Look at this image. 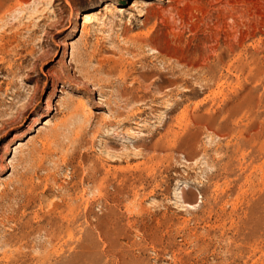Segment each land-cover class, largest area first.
<instances>
[{"label":"rangeland","instance_id":"obj_1","mask_svg":"<svg viewBox=\"0 0 264 264\" xmlns=\"http://www.w3.org/2000/svg\"><path fill=\"white\" fill-rule=\"evenodd\" d=\"M167 1L0 0V264H264V0Z\"/></svg>","mask_w":264,"mask_h":264},{"label":"bare ground","instance_id":"obj_2","mask_svg":"<svg viewBox=\"0 0 264 264\" xmlns=\"http://www.w3.org/2000/svg\"><path fill=\"white\" fill-rule=\"evenodd\" d=\"M101 2H103V1H105V0H100ZM169 1V0H168ZM167 1V2H168ZM176 1V0H175ZM191 1V0H190ZM211 3V2H210ZM221 5V4H220ZM171 6V5H170ZM175 9V8H174ZM96 14L97 13H95V11H92V9L91 10H88V11H85V12H83V13H81V15H80V21H81V34L83 35V36H86L87 34H88V31H87V28L85 27V26H83V24H85V23H88V22H90V21H93V20H98V18L96 17ZM179 16V15H178ZM163 17V16H162ZM186 20V19H185ZM185 22V21H184ZM180 25V24H179ZM130 38V37H129ZM136 39V38H135ZM1 50V49H0ZM178 56V55H177ZM72 57V56H71ZM175 60V59H174ZM118 61V60H117ZM183 63V62H182ZM186 68V67H185ZM192 70V69H191ZM200 70V69H199ZM177 71V70H176ZM137 80V79H136ZM80 85V84H79ZM152 87V86H151ZM144 88V87H143ZM166 88V87H165ZM169 88V87H168ZM146 90V89H145ZM155 90H157L158 92L161 90V88H160V86H157L156 87V89ZM80 101V100H79ZM81 102V101H80ZM49 105V104H48ZM184 108V107H183ZM130 112V111H129ZM154 115H156V114H154ZM111 116V115H110ZM175 116V115H174ZM186 117V116H185ZM85 118V117H84ZM87 118V117H86ZM172 118V117H171ZM181 120V119H180ZM179 120V121H180ZM48 119H47V117H45L44 118V121H40L39 123H42L43 125H46L47 123H48ZM184 121V120H183ZM175 122V121H174ZM173 122V123H174ZM177 122V121H176ZM36 123H38V122H36ZM136 123V122H135ZM186 123V121L184 122V124ZM191 123V122H190ZM178 124H180L179 122H178ZM139 126V125H138ZM174 126V125H173ZM165 127H167V126H165ZM182 128V127H181ZM184 128H186L185 127V125H184ZM183 128V129H184ZM96 130V129H95ZM169 132V131H168ZM122 133V132H121ZM180 133V132H179ZM183 133V132H182ZM177 134V133H176ZM162 135V134H161ZM176 137V136H175ZM187 137H190V135L189 136H187ZM163 140V139H162ZM170 142V141H169ZM186 142V141H185ZM194 142V141H193ZM18 145H21V143H19ZM151 145V144H150ZM171 145V144H170ZM192 145V144H191ZM156 147H158V145L157 144H154V145H152V147H151V149H153L152 151H158V150H160V149H158V150H156ZM150 148V147H149ZM161 149H162V146H161ZM178 150V149H177ZM163 151V150H162ZM174 151V150H173ZM154 154V153H153ZM159 155V154H158ZM151 156V155H150ZM163 156V155H162ZM146 157H148V156H146ZM159 158H160V156H159ZM163 160V159H162ZM1 161V160H0ZM153 161V160H152ZM151 162V161H150ZM0 167H4L2 164H0ZM92 170H93V172L91 173V175H90V178H92V181L93 182H95L96 180H95V176H94V173H97V168L95 167V168H92ZM99 173V172H98ZM9 175H11V174H9ZM100 175V174H99ZM27 178V177H26ZM28 178H29V176H28ZM28 180V179H27ZM43 182H44V180H43ZM42 182V183H43ZM103 182V181H102ZM26 183V182H25ZM46 183H47V181H46ZM96 184V183H95ZM6 186V185H8L7 184V182H3L2 181V179H1V177H0V186ZM42 185H44V184H42ZM98 186H100V183H98L97 184ZM97 185H96V187H97ZM1 186V187H2ZM3 187H2V190H3ZM99 189V188H98ZM6 190V189H5ZM1 192V191H0ZM26 193V192H25ZM178 193V192H177ZM76 197H77V195H76ZM62 198H64V197H62ZM77 199V198H76ZM61 200V199H60ZM63 200V203H62V201H61V203H53L52 202V204H54V205H52L54 208L53 209H55L56 211H57V213L60 215V214H62V213H66V214H73L74 213V211H75V208L78 206L77 204V206L75 207V202H73V200L71 199V198H69V196H68V200H65L64 201V199H62ZM81 200V199H80ZM51 209V208H50ZM80 211V210H79ZM51 213V212H50ZM79 214V213H78ZM34 215V214H33ZM49 216V215H48ZM58 216V215H57ZM67 216V215H66ZM73 217V216H72ZM72 217H71V219H72ZM57 218H59V217H57ZM62 218V217H61ZM65 218V217H64ZM69 218V217H68ZM68 218H65V220L67 219L68 220ZM60 219V218H59ZM63 219V218H62ZM61 219V220H62ZM70 219V218H69ZM87 222V221H86ZM36 223V222H35ZM49 224H51L50 226H52L53 228H51V227H49L50 229H47V227L45 228V227H42L41 229L43 230V232H44V237H45V241L43 242V243H41L40 244V246L38 247V248H41V250L42 249H44V252H42L43 254L42 255H40L39 257H38V255H37V259H35L36 260V263L38 262L39 264H45V263H47V260L48 259H51V258H48V251H47V247L51 244V242H52V239L54 238V236H55V234L58 232L57 231V229L59 228V230H64L66 233H67V235L68 236H70V237H72V239L74 238L75 240V245H73V246H75V249H77L78 248V246H79V238L77 237V233L79 232V231H81L79 228H77V227H73L72 226V223H70L69 221L68 222H66L65 224L64 223H62V221L60 222H58V221H52V222H49ZM48 224V225H49ZM96 224V223H95ZM92 226V225H91ZM54 227H57V229H55ZM97 227V226H96ZM38 228V227H37ZM36 229V228H35ZM42 230H40L41 232H42ZM27 232V231H26ZM43 232L41 233V234H43ZM31 235H34V234H31ZM27 236H29V235H27ZM67 236V237H68ZM25 237V236H24ZM37 237V236H36ZM41 237V236H40ZM42 238V237H41ZM56 238V237H55ZM61 238V237H60ZM64 239V238H63ZM65 239H67V238H65ZM42 240V239H41ZM22 241V240H21ZM38 241V240H37ZM56 241H57V239H56ZM60 241V240H59ZM35 242V241H34ZM23 243V242H22ZM27 243V242H26ZM33 243V242H32ZM39 243V242H38ZM37 243V244H38ZM54 243H56L55 241H54ZM59 243V242H58ZM67 243V242H66ZM25 244V243H24ZM46 245H48V246H46ZM55 245V244H54ZM60 245V244H59ZM35 246V245H34ZM56 246V245H55ZM57 246H58V244H57ZM57 246H56V248H57ZM67 246V245H66ZM49 247H51V246H49ZM49 247H48V249H49ZM53 247V246H52ZM70 247H72V246H70ZM55 248V250H59V248L61 249V247H59L58 249H56ZM29 249H30V246H29ZM53 249V248H52ZM73 249V248H72ZM36 250V249H35ZM39 250V249H38ZM37 250V251H38ZM71 250V249H70ZM32 251V250H31ZM50 251H51V249H50ZM30 252V251H29ZM39 252H40V250H39ZM57 252V251H56ZM64 252V251H63ZM75 252V251H74ZM79 253V252H78ZM41 254V253H40ZM51 253L49 252V255H50ZM77 254V253H76ZM74 255V254H73ZM78 255H80V254H78ZM74 256H76V255H74ZM71 257V256H70ZM31 258H32V256H31ZM76 258H77V256H76ZM75 258V259H76ZM79 258V257H78ZM71 259H73V258H71ZM52 260V259H51ZM33 261V260H32ZM50 262V261H49ZM31 263V262H30ZM67 263V262H66ZM33 264V263H32ZM35 264V263H34ZM64 264V263H63Z\"/></svg>","mask_w":264,"mask_h":264}]
</instances>
